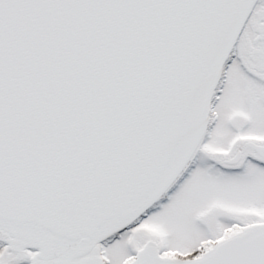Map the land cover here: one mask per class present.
<instances>
[{
  "label": "snow or ice",
  "instance_id": "6c2138e0",
  "mask_svg": "<svg viewBox=\"0 0 264 264\" xmlns=\"http://www.w3.org/2000/svg\"><path fill=\"white\" fill-rule=\"evenodd\" d=\"M0 264H264V0H0Z\"/></svg>",
  "mask_w": 264,
  "mask_h": 264
}]
</instances>
